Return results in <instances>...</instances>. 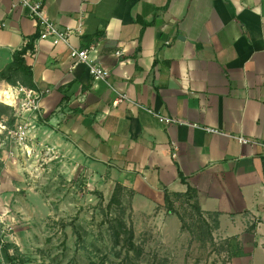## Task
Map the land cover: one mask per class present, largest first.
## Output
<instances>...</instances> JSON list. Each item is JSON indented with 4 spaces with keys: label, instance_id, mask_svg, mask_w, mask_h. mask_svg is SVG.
<instances>
[{
    "label": "crops",
    "instance_id": "obj_1",
    "mask_svg": "<svg viewBox=\"0 0 264 264\" xmlns=\"http://www.w3.org/2000/svg\"><path fill=\"white\" fill-rule=\"evenodd\" d=\"M17 1L0 0V70L34 37L24 58L31 88L45 91L35 155L45 146L127 188L135 215L158 208L149 219L164 234L177 218L164 192L192 187L204 216L217 214L227 264H264V148L235 139L264 142V0H42L49 19L74 29L57 45ZM89 46L107 80L69 57ZM117 93L128 99L113 105Z\"/></svg>",
    "mask_w": 264,
    "mask_h": 264
},
{
    "label": "rangeland",
    "instance_id": "obj_2",
    "mask_svg": "<svg viewBox=\"0 0 264 264\" xmlns=\"http://www.w3.org/2000/svg\"><path fill=\"white\" fill-rule=\"evenodd\" d=\"M9 107L3 118L6 127H13ZM27 151L0 131V226L3 239L18 246L25 264H227L220 240L175 232L177 218L164 234L161 218L149 219L158 216V208L151 215H135L127 188H117L106 176L94 181L66 155H47L45 146L38 155L29 153L30 147ZM171 201L184 214L185 206L173 196ZM119 219L132 227L139 253L127 249L122 232L115 244Z\"/></svg>",
    "mask_w": 264,
    "mask_h": 264
},
{
    "label": "built area",
    "instance_id": "obj_3",
    "mask_svg": "<svg viewBox=\"0 0 264 264\" xmlns=\"http://www.w3.org/2000/svg\"><path fill=\"white\" fill-rule=\"evenodd\" d=\"M18 5L27 10V15L35 22L36 33L39 38L49 40L53 45L60 43H67L70 35L74 32V29L70 27L61 28L54 21L49 19L43 8L42 0H18ZM79 28H76L75 31H79ZM28 43L26 41L25 45ZM96 48L89 46L87 48H73L70 47L69 57L73 59L76 63L85 64L92 78L96 81L107 80L109 77V70L95 60ZM119 54V52L117 53ZM3 88L2 98L4 101H10L12 104H5L2 101V104L11 106L13 111V117L15 124L13 127H6L3 116L0 120V131L5 132L8 138L14 143H16L20 149H27L30 147L29 153L34 150L33 140L35 138L33 129L35 127L33 120H37L41 115V106L40 102L42 97L45 95V91L38 90L31 87H26L19 82L16 84H8L3 82L0 84ZM127 95L125 93H117L116 98L113 100V105H117L123 100H127ZM157 119L168 125L172 123H182L181 121L161 115L159 113H153ZM188 125H192L187 123ZM207 132L216 133V129L210 127H202ZM235 139L240 144H257L264 148V142H256L254 140L248 139L243 136H236Z\"/></svg>",
    "mask_w": 264,
    "mask_h": 264
},
{
    "label": "trees",
    "instance_id": "obj_4",
    "mask_svg": "<svg viewBox=\"0 0 264 264\" xmlns=\"http://www.w3.org/2000/svg\"><path fill=\"white\" fill-rule=\"evenodd\" d=\"M32 37L30 41L23 46L20 50H16L13 53L12 61L2 70H0V81H5L10 84H16L19 82L22 85L28 87H34L32 81V72L30 67L26 64L24 56L31 53L34 49ZM3 88L0 86V100L2 98ZM10 107L0 103V118L7 116ZM117 188L122 187L116 184ZM175 197L176 201L182 207L184 214H181L177 209L174 208V202L171 201V197ZM165 207L167 212L174 213L181 223V231L186 230L190 233L192 238L200 241H213L212 232L218 227L217 214L210 216L208 219L204 216L203 211L200 208L197 192L194 188H187L184 193L177 192H164ZM189 209V212H188ZM185 216L192 219V223H187ZM194 218V220H193ZM121 232L125 235L123 240L128 250H136L139 253V248L134 243V232L132 227L126 225V223L119 219L118 227L113 231L114 242L119 244L122 240ZM223 244V242H222ZM224 246V245H223ZM0 256L4 264H25L24 257L20 252L17 245L14 243L7 242L2 236V227L0 226Z\"/></svg>",
    "mask_w": 264,
    "mask_h": 264
}]
</instances>
